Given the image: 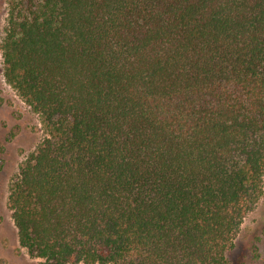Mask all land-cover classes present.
Wrapping results in <instances>:
<instances>
[{
  "label": "trees",
  "instance_id": "16d2710c",
  "mask_svg": "<svg viewBox=\"0 0 264 264\" xmlns=\"http://www.w3.org/2000/svg\"><path fill=\"white\" fill-rule=\"evenodd\" d=\"M4 75L44 136L9 207L44 264H228L264 194V0H10Z\"/></svg>",
  "mask_w": 264,
  "mask_h": 264
},
{
  "label": "rangeland",
  "instance_id": "374dc122",
  "mask_svg": "<svg viewBox=\"0 0 264 264\" xmlns=\"http://www.w3.org/2000/svg\"><path fill=\"white\" fill-rule=\"evenodd\" d=\"M9 2L0 0V264H44V258L30 255L21 245L8 201L22 162L44 136L40 115L4 75L1 43L8 23ZM236 243L228 264H264V194L245 217Z\"/></svg>",
  "mask_w": 264,
  "mask_h": 264
}]
</instances>
